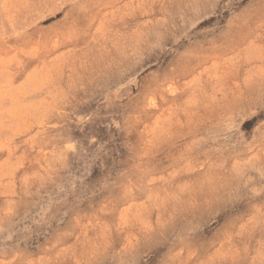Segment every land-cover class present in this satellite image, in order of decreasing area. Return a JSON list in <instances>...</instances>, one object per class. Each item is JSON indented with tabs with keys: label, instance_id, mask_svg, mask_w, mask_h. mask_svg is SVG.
<instances>
[{
	"label": "rangeland",
	"instance_id": "374dc122",
	"mask_svg": "<svg viewBox=\"0 0 264 264\" xmlns=\"http://www.w3.org/2000/svg\"><path fill=\"white\" fill-rule=\"evenodd\" d=\"M0 264H264V0H0Z\"/></svg>",
	"mask_w": 264,
	"mask_h": 264
}]
</instances>
